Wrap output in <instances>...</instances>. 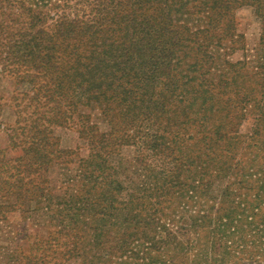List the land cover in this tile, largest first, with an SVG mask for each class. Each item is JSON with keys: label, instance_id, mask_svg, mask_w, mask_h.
Wrapping results in <instances>:
<instances>
[{"label": "trees", "instance_id": "16d2710c", "mask_svg": "<svg viewBox=\"0 0 264 264\" xmlns=\"http://www.w3.org/2000/svg\"><path fill=\"white\" fill-rule=\"evenodd\" d=\"M240 6L264 20V0H0V74L16 78L18 101L15 123L0 122L9 142L0 150V222L41 211L67 239L66 264H226L233 249L221 244L223 231L242 202L228 193L222 214L223 198L209 205L208 189L237 173L247 105L255 100L264 114V75L247 92L244 63L220 55ZM192 15L205 20L194 30ZM216 62L226 70L211 73ZM87 110L107 130L85 122L88 155L73 189L55 196L45 175L69 152L51 128L74 115L83 123ZM137 143L160 164L145 162L144 183L130 190L112 157ZM24 257L17 263L35 264Z\"/></svg>", "mask_w": 264, "mask_h": 264}, {"label": "rangeland", "instance_id": "374dc122", "mask_svg": "<svg viewBox=\"0 0 264 264\" xmlns=\"http://www.w3.org/2000/svg\"><path fill=\"white\" fill-rule=\"evenodd\" d=\"M233 14L235 35H229L224 39L219 50L220 55L226 61L244 63L243 69L241 72L239 71L238 75L243 76L241 85L248 88L246 89L248 92L261 84L258 78L264 75V20L257 17L253 8L249 6H240L233 11ZM204 21H199L194 15L189 17L191 23L189 24L193 30L196 22L200 25L204 24ZM221 28H223V24ZM226 67L224 62H216L211 73H220L226 70ZM253 73H257V75ZM15 84L16 78L0 74V98H2L0 104L3 106L0 122L8 126H12L17 119L12 113L15 103L18 102L12 100L16 93ZM252 93L251 98L257 95L255 92ZM255 103L256 101L252 100L247 105V113L239 121L241 127L235 137L237 143L234 149L235 152H239L236 162H239L237 173L224 175L208 189L209 205H212L214 201L220 202L223 198L222 214L227 213L230 197L237 196V202L238 200L242 202L240 212L233 217L231 227L223 231L221 244L233 249L232 255L225 262L226 264H264V114L257 116ZM25 104L26 101L22 106ZM84 114L89 119H84L83 123L77 115H74L72 119H66L64 125L51 128L59 147L69 152L45 175L47 183L44 186L55 196H63L69 191L68 187L72 186L71 178L77 174L78 160L88 155V144L84 134L81 133L82 127L87 128L85 122L88 126L97 125L100 132L107 130L104 119L96 111L87 110ZM7 134L6 127L2 126L0 128V150L9 145ZM231 136V131L226 133L227 138ZM140 146V143L124 146L112 157L113 164H117L121 170L119 178L124 182L125 188L126 186L130 187V190H135L138 185L144 183L145 178L141 171H143L145 162L151 163L155 167L156 164L158 166L160 164L157 158L146 156L145 149ZM16 156L17 153L14 151L8 153V157ZM247 172H253L254 175L247 176L245 174ZM231 192L232 195L228 198V193ZM245 207L255 208V210L253 213L249 209L244 212ZM206 208L204 207L205 210H207ZM184 209L191 210L188 205ZM208 209L211 208L208 207ZM181 211L179 210L177 214H180ZM216 211L217 207L212 208L211 215L217 214ZM22 213H10L6 220L0 222V264H16L19 260L23 262L24 256L30 257L31 262L35 264H66L70 257L67 254V239L57 232L58 228L50 223V218L42 216L43 213L39 211L36 214L39 217L31 214L30 220L25 221L22 218L24 215ZM181 222L184 223L182 219ZM258 222H261V225ZM72 262L78 263V259L72 260L71 258L69 263Z\"/></svg>", "mask_w": 264, "mask_h": 264}]
</instances>
